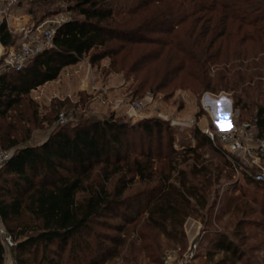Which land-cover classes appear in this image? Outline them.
<instances>
[{"label": "trees", "instance_id": "obj_1", "mask_svg": "<svg viewBox=\"0 0 264 264\" xmlns=\"http://www.w3.org/2000/svg\"><path fill=\"white\" fill-rule=\"evenodd\" d=\"M57 1L73 3L77 16L59 27L53 48L33 57L21 71L0 74L1 119L33 89L101 48L91 56L92 63L136 55L129 70L140 73V89L162 90L177 82L175 86L189 87L199 96L231 93L239 120L256 118L260 134L264 132V0ZM160 25L168 27L145 35ZM0 40L9 46L16 37L3 25ZM165 124L147 119L129 126L113 116L84 118L56 128L40 145L16 148L0 176V216L17 241L10 249L14 264H87L89 256L92 264L100 263L95 251L115 240L97 227L114 226L107 217L122 205L134 178L146 180L152 170L149 153L140 152L144 160L123 154L129 131L162 137ZM6 126L15 129L13 122ZM3 136L11 139L9 148L18 144L9 131ZM194 136L200 144L214 146L230 169L218 139L212 141L200 128ZM23 214L34 223L11 228H20L14 234L9 224ZM215 248L237 261L242 257L224 234ZM5 254L0 237V264H5Z\"/></svg>", "mask_w": 264, "mask_h": 264}, {"label": "rangeland", "instance_id": "obj_2", "mask_svg": "<svg viewBox=\"0 0 264 264\" xmlns=\"http://www.w3.org/2000/svg\"><path fill=\"white\" fill-rule=\"evenodd\" d=\"M72 6L57 0H18L16 12L34 21L61 12H69L73 19L77 12L71 10ZM167 27L156 26L145 35L154 36L156 29ZM100 50H92L80 62L64 67L55 80L33 89L8 111L7 117L0 118V124H4L0 145L10 152L26 144L40 145L56 128L84 118L106 120L113 116L129 126L147 119L163 120L166 124L162 137L157 133L150 136L141 129L129 131L130 144L123 154L149 153L152 170L146 180L134 178L124 192L122 205L107 217L114 226L97 227L115 240L95 251L98 264H184V255L193 240L198 247L187 264H264V186L235 178L216 148L200 144L194 136L195 128L219 126L211 106L204 101L205 94L199 96L189 87H177V82L162 90L140 89V73L129 70L135 54L124 60L120 54L92 63L91 56ZM109 84L116 87L106 89ZM148 93L153 94L152 101L146 100ZM210 95L218 99L226 96L232 101L231 93ZM121 97L147 103L133 118L127 108L114 111L108 104L109 99ZM61 112L66 118L63 124L58 122ZM194 118L198 124H185ZM173 121L180 123L172 124ZM8 122H13L15 129L7 128ZM6 131L18 142L12 148L11 139L3 136ZM139 158L145 159L142 155ZM32 223L31 216L23 214L13 219L8 228ZM19 227L11 232L17 233ZM221 234L238 247L242 256L238 261L231 253L215 248ZM168 254H174L169 262ZM90 257L87 264H92ZM5 264H14L11 250Z\"/></svg>", "mask_w": 264, "mask_h": 264}, {"label": "built area", "instance_id": "obj_3", "mask_svg": "<svg viewBox=\"0 0 264 264\" xmlns=\"http://www.w3.org/2000/svg\"><path fill=\"white\" fill-rule=\"evenodd\" d=\"M17 8L18 0H0V28L6 25L9 32L16 37L15 42L9 46L3 45L0 40V74L4 71H21L33 57L53 48L57 30L72 19L69 12H61L36 23L31 20L30 16L17 13ZM146 100L152 101L153 94L148 93ZM146 103L143 100L122 97L108 100L112 110L118 111L125 107L128 115L133 118L144 108ZM65 119V113L61 112L58 122L63 124ZM178 123L180 122H172V124ZM213 123L216 121L213 120ZM185 124L193 126L198 124V121L194 118L190 123ZM201 130L212 141L215 142L218 139L221 151L235 178L264 183V132L260 134L256 118L240 121L239 111L232 110L231 127L228 130H223L219 126L211 128L209 125L202 127ZM11 155L12 152L5 150L0 145V176ZM0 237L7 254L8 250L17 244V241L6 229L1 216ZM197 247L198 242L193 240L184 255V264L194 258ZM173 257L174 254H168L167 262Z\"/></svg>", "mask_w": 264, "mask_h": 264}, {"label": "water", "instance_id": "obj_4", "mask_svg": "<svg viewBox=\"0 0 264 264\" xmlns=\"http://www.w3.org/2000/svg\"><path fill=\"white\" fill-rule=\"evenodd\" d=\"M204 101L211 106L214 117L218 120L219 127L223 130H228L231 127V114L233 110L231 99L226 96H221L218 99L207 93L204 96Z\"/></svg>", "mask_w": 264, "mask_h": 264}, {"label": "crops", "instance_id": "obj_5", "mask_svg": "<svg viewBox=\"0 0 264 264\" xmlns=\"http://www.w3.org/2000/svg\"><path fill=\"white\" fill-rule=\"evenodd\" d=\"M28 16H29V15H28ZM48 82H49V81H48ZM109 85H110V84H109ZM109 87H110V88H115V87H116V85H112V84H111L110 86H107V88H106V89H110Z\"/></svg>", "mask_w": 264, "mask_h": 264}]
</instances>
